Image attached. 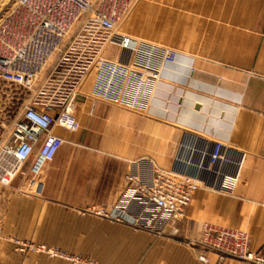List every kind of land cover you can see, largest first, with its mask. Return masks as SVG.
Segmentation results:
<instances>
[{"label": "rangeland", "instance_id": "rangeland-1", "mask_svg": "<svg viewBox=\"0 0 264 264\" xmlns=\"http://www.w3.org/2000/svg\"><path fill=\"white\" fill-rule=\"evenodd\" d=\"M116 31L140 43L172 48L176 51V59L163 64L160 77L147 73L141 80L124 81L111 98H103L93 91L98 76V63H95L77 88L78 95L73 101L78 129L70 131L55 127V132L58 129L65 134L62 143L65 153L75 154L78 159L87 158L86 154L90 153L88 147L69 151L72 142L103 146L108 150L107 157L130 161L129 173L148 183L151 179V162L168 167L184 131L225 142L239 150L242 148L234 142V136L244 132L249 138L248 124L242 118L244 112L236 104L243 105L241 98L247 94L248 70L264 74V0H130L128 8L118 16ZM119 53L118 45L107 43L98 57L116 60ZM218 66L238 69L237 75L218 79L220 76L212 71ZM45 78L46 71L30 88L18 82L0 80V254L4 253L1 245L9 241L13 251L20 254L31 252L68 261L71 260L61 257V254H75L95 264H107L73 248L60 246L55 241L57 231L19 228V216L25 210L27 200L33 196L43 197L46 192L56 196L59 183L64 179V167H59L56 162L59 156L44 163L35 174L27 172V166L13 172L8 168L11 158L2 155V150L6 148V151L10 144L13 125L23 118L26 105L34 104L39 110L58 109L57 103L43 97L33 102ZM259 84L252 88L254 94L264 92V86ZM83 96L87 99L85 103L81 101ZM100 100L102 107L97 110L96 105ZM74 133L75 139L72 137ZM241 152L244 160V152ZM137 159L140 163L135 166L133 161ZM77 165L80 166L81 162ZM45 170L48 174L44 173ZM125 175L123 179L126 182ZM234 179L227 178L225 182ZM81 182V177H77L79 187ZM126 188L127 184L109 210L98 207L96 213L109 221L130 224L135 230H151L157 221L148 219L147 215L145 222L133 224L102 213L122 206ZM208 191L219 193L222 190ZM38 209L35 219L40 223L45 218L43 210ZM185 209L178 217L168 213L172 218H183ZM145 217L142 216L140 220ZM29 218H33V215ZM203 222L209 221L200 222L196 242L219 252L221 256L230 255L200 242ZM13 225L16 226L11 229ZM201 257L206 260L204 254L198 255L200 260Z\"/></svg>", "mask_w": 264, "mask_h": 264}, {"label": "built area", "instance_id": "built-area-1", "mask_svg": "<svg viewBox=\"0 0 264 264\" xmlns=\"http://www.w3.org/2000/svg\"><path fill=\"white\" fill-rule=\"evenodd\" d=\"M1 1L0 80L30 88L46 71L33 102L43 97L59 106L55 111L39 110L34 104L24 107L23 118L13 125L7 150H2L3 156L11 158L8 168L13 172L27 166V172L36 174L53 159L65 141L53 131L55 126L78 129L73 101L95 63L98 76L93 91L111 98L124 81L141 80L147 73L160 77L163 64L176 59L172 48L140 43L116 31L118 16L128 8L130 0ZM107 43L119 46L116 60L98 57ZM242 157L241 150L230 144L184 131L170 165L164 168L151 162L148 183L126 173L122 206L102 213L133 224L145 222L150 208L178 217L197 189L221 191L225 180L236 175ZM142 216L145 218L140 220ZM200 242L237 258L264 264V256L250 249L244 229L203 222ZM62 256L78 264H95L80 255Z\"/></svg>", "mask_w": 264, "mask_h": 264}, {"label": "crops", "instance_id": "crops-1", "mask_svg": "<svg viewBox=\"0 0 264 264\" xmlns=\"http://www.w3.org/2000/svg\"><path fill=\"white\" fill-rule=\"evenodd\" d=\"M237 70L218 66L212 71L220 76L218 79H228L236 76ZM248 71L247 94L241 98L243 105H236L245 114L242 118L248 124L249 138L244 132L234 136V142L242 146L240 150L245 159L233 177L235 179L224 182L221 192L197 189L183 218H172L167 211L150 208L147 216L157 221L155 227L148 231L135 230L130 224L109 221L96 213L98 207L109 210L125 189L123 175L129 173L130 161L107 157L108 150L103 146L72 142L69 151L88 147L87 158L78 159L75 154L64 152V144L60 146L53 157L59 156L56 162L59 167H64V179L59 183L57 195L46 192L43 197L28 199L19 216V228L57 231L55 241L60 246L73 248L107 264H255L231 255L221 256L196 242L199 224L206 220L245 229L249 234L250 248L264 255V92L254 94L252 90L259 83L264 86V74ZM83 97L81 101L85 103L87 99ZM101 107L100 100L96 108L100 110ZM142 125L144 128V121ZM57 131L55 133L65 136ZM72 137L75 139L76 134ZM138 160L133 161L135 166L139 165ZM78 162H81L80 166ZM44 173L48 174L46 170ZM77 177H81L80 187L76 184ZM38 208L43 210L45 218L40 223L35 219ZM30 215L33 218H29ZM12 247L9 241L1 245L4 253L0 254V264H75L44 254L16 253ZM199 254H204L206 260H200Z\"/></svg>", "mask_w": 264, "mask_h": 264}, {"label": "bare ground", "instance_id": "bare-ground-1", "mask_svg": "<svg viewBox=\"0 0 264 264\" xmlns=\"http://www.w3.org/2000/svg\"><path fill=\"white\" fill-rule=\"evenodd\" d=\"M2 1H4V0H2ZM125 35V34H124Z\"/></svg>", "mask_w": 264, "mask_h": 264}]
</instances>
